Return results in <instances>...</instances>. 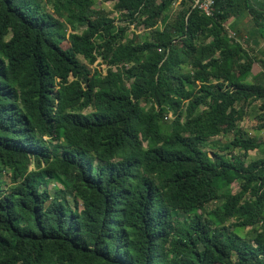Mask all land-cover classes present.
I'll use <instances>...</instances> for the list:
<instances>
[{"label":"trees","instance_id":"1","mask_svg":"<svg viewBox=\"0 0 264 264\" xmlns=\"http://www.w3.org/2000/svg\"><path fill=\"white\" fill-rule=\"evenodd\" d=\"M107 1L0 0V264H264V2Z\"/></svg>","mask_w":264,"mask_h":264},{"label":"rangeland","instance_id":"2","mask_svg":"<svg viewBox=\"0 0 264 264\" xmlns=\"http://www.w3.org/2000/svg\"><path fill=\"white\" fill-rule=\"evenodd\" d=\"M94 1V8L95 9H102V7H106L107 9H110L111 4L107 1V0H93ZM261 2H264V0H258ZM173 10H177V5H174ZM116 17V14H115ZM237 27L241 29V36L244 37V39L246 41H248V45L250 47H252V45L250 44V35L251 31H252V25L249 21V18L246 15H243L241 17L238 18L237 21ZM227 26V25H226ZM84 27H80L79 30L77 31L78 33H80L83 30ZM135 32L136 34H138L139 37H143V35L146 33L145 31L142 30L141 27L139 28H132V26L130 27V31L127 33L128 36H131V33ZM230 35L232 36L233 34L230 32ZM258 40L260 42L259 46L257 48H255V56L257 58V61H255L256 63L254 64L253 67V71H252V75H256L258 74V81L261 84H264V66H262L261 63L258 62V60H264V41L260 39V37L258 36ZM240 43H242V45H244L246 47L247 43L245 44L243 41H240ZM61 46L63 48H66L68 46V44L66 42H63L61 44ZM263 53V54H262ZM95 69H99L101 70L103 68V66H99L97 64V67H93ZM250 81V79H249ZM252 81V80H251ZM258 105L259 102H255L252 105H250L247 109H246V114L243 117L242 121H240L238 123V128L241 131H244L250 135H253L255 137H258L259 139H264V131H257L255 129V116L259 113L258 112ZM232 139V135H226V136H221L218 137L217 140L219 141V144H224L227 143L229 140ZM205 151L208 152V155L210 158L213 159V153L219 154V155H227V151H221L219 149V147H212L211 145H208V147H205ZM235 155H241V153H239V151H235ZM263 157V153L261 150H255V151H251L247 154L246 158H242V160L245 163H249L251 161H254L258 158H262ZM61 184L60 182L56 181H51L48 183V188L54 189V188H60ZM238 185L235 183L233 185H231L228 188V191L230 193H236L238 191ZM229 222H232V220H230ZM248 230L246 229H240V228H236L234 229V232L240 236L243 237L245 235V233Z\"/></svg>","mask_w":264,"mask_h":264},{"label":"built area","instance_id":"3","mask_svg":"<svg viewBox=\"0 0 264 264\" xmlns=\"http://www.w3.org/2000/svg\"><path fill=\"white\" fill-rule=\"evenodd\" d=\"M212 6L213 0H194L192 4V9L195 8L204 13L205 15H210Z\"/></svg>","mask_w":264,"mask_h":264}]
</instances>
